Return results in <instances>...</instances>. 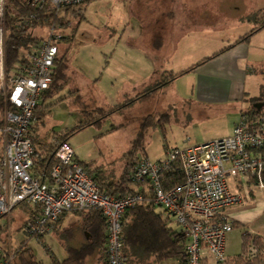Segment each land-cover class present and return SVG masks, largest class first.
I'll use <instances>...</instances> for the list:
<instances>
[{
  "label": "built area",
  "instance_id": "obj_1",
  "mask_svg": "<svg viewBox=\"0 0 264 264\" xmlns=\"http://www.w3.org/2000/svg\"><path fill=\"white\" fill-rule=\"evenodd\" d=\"M11 0H0V97L3 99L2 129L4 155L0 159V221L26 204L40 214L24 224L26 234L42 240L51 235L60 217L69 211L99 210L106 222V264H127L124 255L123 218L127 210L145 201L142 193L109 195L63 143L57 149V163L46 181L33 174L39 160L32 130L36 110L50 90L57 69L60 43L65 34L56 24L47 25V36L23 55L12 69L6 65L7 12ZM86 0H21L28 6L77 7ZM35 14L22 17L18 27H32ZM264 117L242 115L230 136L202 144L167 149L158 161L138 160L129 172L136 185H149L151 203L172 218L186 238L182 264H203L208 254L224 264L227 236L234 229L226 210L241 203L230 181L240 177L264 190ZM1 228V224H0ZM1 232V229H0ZM253 258L257 249L245 252ZM7 253L0 246V264Z\"/></svg>",
  "mask_w": 264,
  "mask_h": 264
},
{
  "label": "crops",
  "instance_id": "obj_2",
  "mask_svg": "<svg viewBox=\"0 0 264 264\" xmlns=\"http://www.w3.org/2000/svg\"><path fill=\"white\" fill-rule=\"evenodd\" d=\"M157 1H164V6L153 10L154 8L151 7H154V2ZM179 1L183 2L181 4L182 11L184 6H190V0H120L121 6L125 9V13L121 12V14H126L127 18L119 23L110 36L117 37L118 44L122 49L118 53V58L124 60V63L128 66L124 73H128L130 77L134 78L139 72L143 75V72L149 73L151 71L149 75L152 76L156 72V68L163 73L177 74L192 68L206 58L212 57V59L195 67L192 71L177 77L168 86L166 85V89L174 85V95H178L182 102L187 103V114L192 121H189L186 125L190 135L186 144H192L191 142L202 144L230 136L235 124L242 115L249 113L254 108L253 101L262 99V101L256 103L264 102V28L256 31L246 41L238 42L240 38L245 37L258 26V21L255 18L264 11V0H230V15H226L219 9H214L216 16L220 14V17L223 15L230 20L228 25L221 27L222 21H217V27L188 29L182 33L181 38L176 39L174 37L179 32V16L175 7ZM214 1L219 2L221 0ZM204 14L206 15L205 12H202L203 17ZM125 24L126 27H124ZM36 30L37 28L34 29V35L40 37L41 35ZM223 32L227 34L224 39L220 35ZM191 37L201 44V51H192L189 46L182 48L184 42ZM174 40L177 42L175 48L171 42ZM141 93H137L136 96ZM41 101L45 105L46 99L42 97ZM41 101L39 103L40 107L44 106ZM1 129L2 120L0 119V159L3 158L5 148ZM216 129H218V132ZM37 132L38 128L35 126L32 134L35 133L33 138L36 141L38 140ZM46 143L49 142L43 141V146ZM35 146L39 150L43 147L40 141L36 142ZM37 163L36 166L40 163V157ZM88 172L100 186H104V183L108 182L119 187L123 185L122 190L119 188L118 191L122 192L127 188L128 191L123 195L142 193L145 196V201L140 205L151 207L152 194L149 185H136L128 182L125 179L126 172H124V169L121 172H103V170L101 172ZM44 180L48 181L49 178L47 177ZM233 181L236 187L233 190L231 188V190L238 194L242 201L240 204L231 206L226 210V213L233 219L234 229L227 236L226 253L228 260L224 264H234V259L243 255L248 245L254 246L252 239H249L246 248L244 247L245 234L251 237H259L264 244V190L259 189L253 182L243 177ZM243 184L248 186L247 193L240 189V185ZM257 192L263 194L262 201L256 199L255 194ZM247 194H249V197ZM115 195H122V193ZM246 200L254 205L257 204L254 207L251 205L252 203ZM244 201L247 205L236 208L241 206ZM151 208L161 215V220L166 223L168 228L181 233L179 226L163 209L155 206ZM14 212L17 215L14 216ZM39 212L40 210L37 207L21 204L14 209L10 215V220H8V217L2 218L0 221L2 228L0 232L1 248L10 253L17 251L24 243H27L26 240L29 236L24 230V224L30 214H38ZM93 214L90 211H69L60 217L51 235H53L54 241L58 243L61 249L65 250V253L60 257L53 254L52 261H58L61 264L66 263L71 257L70 249L80 250L78 248L80 244L77 243L78 238L75 239L73 235H70L69 229L76 226L80 230L82 228L80 224L85 219L91 224L95 217ZM132 217L130 215L124 219L123 233L125 226L128 227V224L132 222ZM82 224L85 225V223ZM14 229L18 231L17 234L23 233L22 241L17 242L16 245L13 243L14 236L12 232ZM144 235L145 233H142L141 237ZM85 237L88 238L86 232ZM184 242L186 243V240ZM145 245L139 243L134 246V249L130 248V254L136 253V255L128 258L127 264H182L180 254L158 258L155 253L147 250L148 246ZM105 248L106 245L98 250L95 249L97 251H93V253L99 251L96 255L97 259H94L93 253H90L87 255L90 256V259L85 257L78 263L71 262L67 264H84L83 262H86V264L87 262L88 264H106ZM203 264L221 263L207 254Z\"/></svg>",
  "mask_w": 264,
  "mask_h": 264
},
{
  "label": "rangeland",
  "instance_id": "obj_3",
  "mask_svg": "<svg viewBox=\"0 0 264 264\" xmlns=\"http://www.w3.org/2000/svg\"><path fill=\"white\" fill-rule=\"evenodd\" d=\"M119 1L88 0L81 6L85 13L83 20L80 21L79 17L71 15L73 26L80 23L69 50L67 51L69 43L66 40L60 43L61 55H66L65 74L67 79L58 83L59 85L62 83L63 87L48 97L45 105L41 101V104L47 108L40 109L37 114V142L40 141L43 146V141L51 143L53 138L73 133L67 143L75 150L80 162L82 161L90 172H97V168L103 172H121L122 169L127 172L130 163L136 159L148 157L151 161H158L165 157L167 149H181L190 144H186L190 137L186 125L192 119L190 118V120V116L187 114V103L182 102L178 95H174V85L166 89L167 85L151 98L136 101L126 109L112 112L117 106L135 98L137 93L147 90L173 74L171 72L163 73L158 68L152 76L149 75L151 71L143 72V75L139 72L135 78L124 73L128 66L124 60L118 58V53L122 49L118 44L117 37L110 36L119 23L127 18L126 14H121V12L125 13V9ZM199 2L190 0V6H184L183 11L181 7L183 2L179 1L178 5L176 4L179 32L174 38H181L182 33L188 29L217 27L216 23L219 21H222L221 27L229 24L230 20L223 15L220 17V14L216 16L214 9H219L226 15H230V0L219 2L200 0ZM154 3V7L151 8L157 10L163 7L165 2ZM202 12L206 13L204 17ZM257 18L255 20L258 21V24L263 23L264 11ZM56 29L62 30L65 37L71 32L69 27L58 26ZM36 31L42 37L49 33L48 28H40ZM220 35L224 39L227 34L223 32ZM171 42L175 48L177 42L175 40ZM186 46L195 52L202 50L201 44L194 41L193 37L187 39L182 48ZM83 109L91 115H83ZM97 110H102V112ZM107 114L109 115L107 116ZM163 115L168 116L169 120L164 119ZM96 119H101L102 124L82 127L86 122L89 123ZM159 119H161V123H158ZM147 120L152 127L146 132L141 142L142 145L136 146L141 127ZM155 124L156 126H154ZM216 131L218 132V129ZM33 134L35 135V133ZM191 143L193 144V142ZM43 147L42 150H46L47 143ZM230 185L232 190L236 187L234 181H231ZM247 187L244 184L240 185V189L245 193L248 192ZM247 195L249 197V194ZM255 196L257 200L262 201V193L257 192ZM246 201L252 203L249 200ZM246 201L236 208L244 207ZM251 205L255 207L253 203ZM13 214L17 215L16 212ZM85 221L81 222L80 230L73 226L69 229V233L75 239L78 238L77 243L80 244L78 248H80L79 251L83 250V254L85 253L84 258L90 259V256L87 255L90 254L92 248L93 232L89 228L90 224ZM82 223L85 225L83 226ZM12 233L14 245L22 241L23 233L17 234L16 229ZM54 240L53 235H49L42 241L36 237H29L26 242L39 261L50 264L53 254L60 257L65 253V250L61 249ZM249 247L250 245L247 246L246 251ZM97 253L99 251L92 254L94 259H97ZM83 263L86 264V262Z\"/></svg>",
  "mask_w": 264,
  "mask_h": 264
},
{
  "label": "trees",
  "instance_id": "obj_4",
  "mask_svg": "<svg viewBox=\"0 0 264 264\" xmlns=\"http://www.w3.org/2000/svg\"><path fill=\"white\" fill-rule=\"evenodd\" d=\"M88 0H86L83 4L87 3ZM77 6V7H63V8H56L51 5H43L40 7H34V6H28L25 3H22L21 0H11L9 2L8 12H7V38H6V65L8 69H12L16 64L23 62V55L28 52L34 44H36L39 40V36L34 35V29H40L47 25H53L56 24L60 27H69L71 32L68 34L67 37L64 38L69 44L68 49L70 47V44L73 42L75 33L77 31V28L79 26V23L77 25L72 24V21L70 19L71 15L79 17L80 21L85 18V13L83 10V6ZM81 7V8H79ZM31 14L36 15V19L33 20V26L32 27H25L21 28L17 26V23L20 21V19L23 17H28ZM264 28V22L259 23L257 27L254 28L252 32H250L248 35H246L243 38H240L238 42L246 41L251 35H253L256 31ZM62 50H60L59 58L57 59V69L54 75V81L49 91H47L43 98L47 99L52 94H55V91H59L61 89L62 83L59 85V82H64L67 77L65 74V71L67 69L66 64V55H61ZM215 56V55H214ZM213 56V57H214ZM212 59L206 58L203 61L199 62L192 68L170 75L167 79L160 81L156 85L148 88L147 90L143 91L141 94L137 95L135 98L129 99L126 101L125 104L119 105L116 107V109L112 112L121 111L123 109H126L130 106H132L136 101H142L150 98L152 95L157 93L160 89L168 85L170 82L174 81L177 77L188 73L192 71L195 67L200 66L205 61ZM257 101H262V99L254 100L253 103L255 104ZM47 107H40L38 106L36 110V116L39 113L40 109H45ZM2 109H3V99L0 97V119L2 120ZM42 111V110H41ZM102 112V110H97ZM83 115L90 116L91 113H87L86 110L83 109ZM260 115L264 117V113L262 110H257L256 108H253L249 113H245L244 115ZM109 114H107L108 116ZM164 119L169 120L168 116H162ZM103 119V118H101ZM101 119L91 120V122H86L82 125V127H87L90 125H98L102 124L100 121ZM159 119L158 123H161ZM157 124V123H156ZM156 124L154 126H156ZM152 127L151 123L148 122V120L143 124L141 127L140 133L138 135V139L136 140V146L142 145V140L145 137L146 132L148 129ZM34 129V128H33ZM77 131V130H76ZM73 133H70L64 137H57L53 138L52 142L48 143V148L46 150H39L37 149V154L40 157V163L38 166L35 167L33 174L35 175H41L43 176V179H46L52 167L57 163V159L55 156V153L57 149L60 147L61 144L67 143L68 139L72 136ZM33 142L36 143L37 141L35 138H33ZM41 158L42 161H41ZM143 158V157H142ZM140 158V159H142ZM136 159L130 163V166L128 167V170L126 172L125 179H127L128 182L132 183L129 180V172L136 166L138 160ZM82 163V162H81ZM38 164V163H37ZM36 164V165H37ZM85 167L84 163H82ZM97 172H101L99 168L96 169ZM263 181H264V170L262 173ZM116 184L112 183H104V186H100V189L103 193L109 194V195H115V194H121L120 196H124L126 191H128L127 188H125L122 192H118L119 188ZM115 188V189H114ZM122 190V189H121ZM151 207H154L151 205ZM151 207H142L141 205H138L134 208H131L127 210L125 213V216L123 218V221L125 218H128L130 215H132V222L128 224V227L125 226V231L123 233V241H124V254L126 261L131 256L136 255L130 254V248L134 249V246L137 244H146L145 246L147 250H149L152 253H155L158 258L162 257H169L171 255L180 254L182 255V252L184 250L185 246V236L183 233H178L174 231L171 228H168L166 223L161 220V215L157 214L154 209ZM90 212H93L94 214V220L90 224L89 228L92 230L93 234V244L92 248L89 253H92L95 249H100L105 246L106 241V222L99 210H92ZM38 214H30L28 217V220H30L32 217L39 215ZM27 220V221H28ZM26 221V222H27ZM25 222V223H26ZM2 229V228H0ZM142 233H145L143 237ZM249 239H252V242L257 249V254L253 258H247L245 251L244 254L241 256H238L234 259V264H264V244L261 241V239L257 236L251 237L248 234L244 235V247L246 248V245L248 244ZM148 241V242H147ZM148 243V245H147ZM71 251V257L69 260L66 261V263L71 262H79L80 260L84 259L83 250L78 251L74 249H70ZM6 256V263L5 264H43L42 261H39L36 256L33 254V251L31 248L28 247L27 243H24L17 251L15 252H7ZM132 253V252H131ZM243 256V257H242ZM105 257H106V248H105ZM128 262V261H127ZM130 263V262H129ZM51 264H61L58 261H52ZM131 264V263H130Z\"/></svg>",
  "mask_w": 264,
  "mask_h": 264
},
{
  "label": "water",
  "instance_id": "obj_5",
  "mask_svg": "<svg viewBox=\"0 0 264 264\" xmlns=\"http://www.w3.org/2000/svg\"><path fill=\"white\" fill-rule=\"evenodd\" d=\"M264 107V102H259V103H256L254 104V108H256L257 110H262Z\"/></svg>",
  "mask_w": 264,
  "mask_h": 264
}]
</instances>
